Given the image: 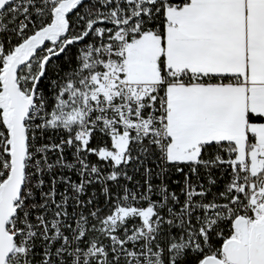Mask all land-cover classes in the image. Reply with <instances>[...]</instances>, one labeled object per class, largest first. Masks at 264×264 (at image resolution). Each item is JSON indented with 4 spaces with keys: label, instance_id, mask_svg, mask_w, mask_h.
Listing matches in <instances>:
<instances>
[{
    "label": "snow or ice",
    "instance_id": "obj_1",
    "mask_svg": "<svg viewBox=\"0 0 264 264\" xmlns=\"http://www.w3.org/2000/svg\"><path fill=\"white\" fill-rule=\"evenodd\" d=\"M0 264H264V0H0Z\"/></svg>",
    "mask_w": 264,
    "mask_h": 264
},
{
    "label": "built area",
    "instance_id": "obj_2",
    "mask_svg": "<svg viewBox=\"0 0 264 264\" xmlns=\"http://www.w3.org/2000/svg\"><path fill=\"white\" fill-rule=\"evenodd\" d=\"M93 159H95V157H93ZM129 174L131 175L132 174V170L129 169ZM141 179V176L140 175H136L135 176V180H140ZM132 182H129V186H131Z\"/></svg>",
    "mask_w": 264,
    "mask_h": 264
}]
</instances>
